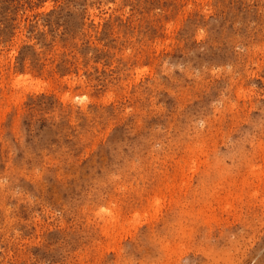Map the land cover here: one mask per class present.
<instances>
[{
    "label": "rangeland",
    "instance_id": "rangeland-1",
    "mask_svg": "<svg viewBox=\"0 0 264 264\" xmlns=\"http://www.w3.org/2000/svg\"><path fill=\"white\" fill-rule=\"evenodd\" d=\"M0 264H264V0H0Z\"/></svg>",
    "mask_w": 264,
    "mask_h": 264
},
{
    "label": "bare ground",
    "instance_id": "bare-ground-1",
    "mask_svg": "<svg viewBox=\"0 0 264 264\" xmlns=\"http://www.w3.org/2000/svg\"><path fill=\"white\" fill-rule=\"evenodd\" d=\"M261 176V175H260ZM261 183V182H260Z\"/></svg>",
    "mask_w": 264,
    "mask_h": 264
}]
</instances>
